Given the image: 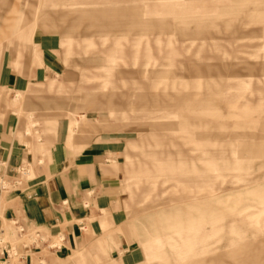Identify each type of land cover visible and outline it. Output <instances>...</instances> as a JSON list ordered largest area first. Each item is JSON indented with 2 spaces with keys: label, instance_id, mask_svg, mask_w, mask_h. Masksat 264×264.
I'll return each instance as SVG.
<instances>
[{
  "label": "rangeland",
  "instance_id": "obj_1",
  "mask_svg": "<svg viewBox=\"0 0 264 264\" xmlns=\"http://www.w3.org/2000/svg\"><path fill=\"white\" fill-rule=\"evenodd\" d=\"M58 2L0 0V125H11L9 135L27 145L19 179L46 169L60 143L70 153L95 147L110 207L89 218L68 255L50 264H81L85 256L91 264H206L208 251L212 264H240L239 250L264 248V188L255 189L264 186V0H135L133 16L116 18L117 53H109L112 38L82 30L68 38ZM92 73L120 78L83 77ZM94 87L104 94L86 95ZM146 152H197L204 159L193 164L206 173L215 199V223L192 225L190 192L177 202L176 192L157 188L158 208L183 207L174 209V222L160 225L164 239L154 240L159 254L151 260L137 232L148 205L142 186L128 179ZM36 235L18 238L9 225L4 241L60 245L61 236ZM256 253L245 264H264V250Z\"/></svg>",
  "mask_w": 264,
  "mask_h": 264
},
{
  "label": "crops",
  "instance_id": "obj_2",
  "mask_svg": "<svg viewBox=\"0 0 264 264\" xmlns=\"http://www.w3.org/2000/svg\"><path fill=\"white\" fill-rule=\"evenodd\" d=\"M59 1L55 6L62 7V11L59 13V20L68 25L66 30L68 38L73 32L82 30L84 34L93 33L100 38H112L113 46L109 53H117L119 51L118 42L120 41V36L117 25L118 19L116 20V18L119 16H133L135 0ZM88 24L92 26L88 27ZM93 26L94 30L90 28ZM227 28L228 24H224V31H227ZM211 30H218L217 25L216 29L212 28ZM124 37L122 40L127 39H124ZM85 39H88L86 35ZM121 48L127 52L130 46L126 44V46ZM126 52L124 55H126ZM113 57L105 58L113 59ZM166 57H168L167 54ZM96 61V59H91L87 63ZM100 62L103 63V59ZM105 62L111 63L115 61L107 60ZM88 74L83 76L86 80L117 81L120 78V76L113 73L109 76L99 73H92L89 76ZM176 88L175 84L174 87L164 85L162 92L168 94L167 89ZM115 89L116 87L111 83L110 94L115 95ZM98 90L99 88L94 87L86 95L104 94L101 89L100 91ZM116 102L112 106L117 107L118 99ZM10 126L7 124L0 125V160L6 163L9 170H15L23 166L27 145L19 143L13 135H9ZM193 149L195 148H192L191 151ZM95 150V147H86L82 148L79 153H70L64 148L63 143H60V145L58 144L52 149L51 161L46 169L41 170L40 168L34 177L21 179L18 185L12 186V188L9 187L8 192L2 191L0 193V233H5L6 226H11L15 223V227L19 226L24 231L37 230L43 236L46 233L50 237L61 236L60 245L55 246V248H49L48 242L42 243L38 241V243L25 245L22 241L17 242V239L15 242L7 241L8 245L13 244L17 252L23 255L20 264H50L55 257L60 258L68 255L73 243L83 235L84 230L87 228L88 219L91 217L100 218V209L108 211L110 202L101 193V190L105 189L101 167L103 156L96 154ZM177 153H175V157H168L152 155L146 152L145 160L139 165L138 169L128 173L130 175L128 179H133L135 186H142V201L148 205L146 213L143 215L146 225H142L141 230H137L144 245L147 260H151V257L159 254L153 251V248L154 240L160 241V239H164V235L161 236L160 233V225L174 222V209L177 211L183 207L182 203H178L167 209L158 208L160 203L155 198L157 188H160L161 194L163 192L167 194L176 192L174 200L177 202L182 199L179 193L189 191L191 194L190 208L192 210L190 223L192 225L195 223H206L207 225L215 223L213 205L215 199L209 196L211 185L208 182L206 173L202 176L201 172L193 164V159L198 153L192 152L190 155L188 153ZM184 155L189 156V160L188 158H183ZM195 158H197V161L204 159H200L199 156ZM183 159L190 161V164ZM206 164L208 165L207 162ZM207 167L213 169L210 165ZM188 175L190 177L189 181H184V176L188 177ZM170 177H173V183H170L172 180ZM187 183H189V186H184ZM263 188L264 186L262 187L261 185L256 186L255 189L260 191ZM200 192H206V198L195 199L199 197L198 193ZM200 208L203 214L206 213V217L202 216L201 221L194 218L195 209L198 213ZM129 229H131L130 226L121 229V231L125 233V230L128 231ZM210 233L211 231L209 232L208 229L207 238H209ZM8 236L11 237L12 233H9ZM23 242L26 243L24 240ZM251 247L249 249L245 248L243 251L239 250V253H241L239 254L240 259L241 256L244 257L243 260H239L240 264H243V262L245 264L247 259L253 255L256 256L257 249L258 254L262 256L263 246ZM208 253L205 262L206 264H212L215 259H210ZM4 259L5 251L0 249V262ZM80 260L81 264H91L92 262L86 256ZM110 264L121 263L113 261Z\"/></svg>",
  "mask_w": 264,
  "mask_h": 264
},
{
  "label": "built area",
  "instance_id": "obj_3",
  "mask_svg": "<svg viewBox=\"0 0 264 264\" xmlns=\"http://www.w3.org/2000/svg\"><path fill=\"white\" fill-rule=\"evenodd\" d=\"M23 166L19 167L15 170H9L6 163L0 160V193L3 192H8L9 191V187L12 188V186L14 187L15 185L19 184V181L21 179L18 178V176L23 172ZM15 223H13L11 226L14 228V230L17 233L18 238L20 236L25 235L28 231H24L23 228L17 226H14ZM35 231V234H37L36 236L39 237L41 234L37 231V230H33ZM4 234L5 233H0V249L5 251V259L0 262V264H11V259L13 257H16L17 259V263L20 264V260L23 258L22 254H19L17 252V250L15 249V247L13 246V244L8 245L7 241H4ZM61 239V237H60ZM23 239H20L19 241H22ZM42 242L40 239L36 238L35 240H32L30 244L32 243H38ZM60 241V240H59ZM25 245H27L28 243L23 242ZM28 244V245H30ZM49 247V246H48ZM49 248H55V245Z\"/></svg>",
  "mask_w": 264,
  "mask_h": 264
}]
</instances>
